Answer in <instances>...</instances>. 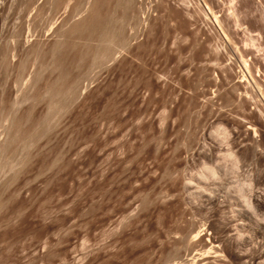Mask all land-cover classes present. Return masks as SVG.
<instances>
[{
    "label": "rangeland",
    "instance_id": "rangeland-1",
    "mask_svg": "<svg viewBox=\"0 0 264 264\" xmlns=\"http://www.w3.org/2000/svg\"><path fill=\"white\" fill-rule=\"evenodd\" d=\"M53 1L0 0V264H264V0Z\"/></svg>",
    "mask_w": 264,
    "mask_h": 264
},
{
    "label": "bare ground",
    "instance_id": "bare-ground-1",
    "mask_svg": "<svg viewBox=\"0 0 264 264\" xmlns=\"http://www.w3.org/2000/svg\"><path fill=\"white\" fill-rule=\"evenodd\" d=\"M55 1V0H54ZM53 1V2H54ZM120 1V0H119ZM128 1V0H127ZM56 2V1H55ZM58 2V1H57ZM92 2H94V4H95V0H92ZM100 2V1H99ZM98 2V3H99ZM122 3H123V1H122ZM55 4V3H54ZM93 3H91V6L89 5V3H88V13H86L85 14V16H83V17H81L80 19H78V20H72V22L68 25V27H66L65 29H61V28H59V27H57L56 29H57V31H55V32H58L57 34H58V36L60 37V38H58V39H56L54 42H53V45H52V47H50L51 48V51L54 53V51H56L57 50V48H59L60 46H61V48L60 49H62V45L65 43V41L66 40H68L69 38L71 39L72 38V36H77V37H79V35H80V37H81V34L82 35H84L86 38V41L85 42H83L84 44L82 45V47H83V49H82V47H81V50H80V52H79V54H80V56H82V57H80L81 59L82 58H84L83 56L84 55H86L87 53H90V54H87V55H90L91 56V62H92V64L93 63H96V62H98V61H100V60H102L103 58H105V57H107V56H109V54H110V52H111V49L113 48L112 46H114L113 44H115V43H120L121 44V42L123 43H125V36H123V27H122V25L124 26V24H123V20L120 18L119 20H117L116 18H114L113 16H112V12L111 13H106L105 15H102V16H100L101 14H99L98 13V11L96 10V8L94 7L95 5H92ZM123 4H125V2L123 3ZM131 4V3H130ZM127 5V4H126ZM127 7V6H126ZM205 7L206 8H208L206 5H205ZM82 8V7H81ZM124 8V7H123ZM84 10V9H83ZM126 10V9H125ZM207 10H209V9H207ZM84 12H86V11H84ZM210 12V11H209ZM124 13V12H123ZM99 14V15H98ZM111 14V15H110ZM212 15H213V13H211ZM124 15V14H123ZM122 15V16H123ZM100 16V17H99ZM123 17H125V16H123ZM122 17V18H123ZM214 17V18H213ZM212 18L214 19V21H217V18L215 17V14H214V16H212ZM121 20V21H120ZM217 24V23H216ZM218 25V24H217ZM64 28V27H63ZM219 28V27H218ZM55 29V30H56ZM93 34L96 36V38H95V36H94V38H93ZM221 34H223V32L221 31ZM94 39V40H96V42H95V45H94V47L93 46H91L90 44H89V41L90 40H92V38ZM84 39V38H83ZM93 40V41H94ZM69 41V40H68ZM71 41H73V40H71ZM70 42V41H69ZM74 42V41H73ZM66 44H68V43H66ZM66 44H65V46H66ZM73 44V43H72ZM72 44H71V42H70V45H71V47H72ZM77 44V43H76ZM119 45V44H118ZM68 46H69V44H68ZM67 46V47H68ZM81 46V45H80ZM71 47H69V48H71ZM91 47H93V50H91V52H90V48ZM92 49V48H91ZM59 50V49H58ZM89 50V51H88ZM52 52H50V53H52ZM58 52V51H57ZM56 52V53H57ZM64 52V51H63ZM77 52V51H76ZM55 53V54H56ZM60 53V52H59ZM53 55V54H52ZM61 55H62V57H63V54L61 53ZM61 57V56H60ZM78 57V58H79ZM57 58V57H56ZM79 58V59H80ZM60 59V58H59ZM55 60V59H54ZM242 61V60H241ZM61 70V69H60ZM60 70H58V71H60ZM65 70V69H64ZM63 70V72H65ZM62 71V70H61ZM61 73V72H60ZM60 73H58L59 75L58 76H60L61 74ZM68 73V72H67ZM67 73H65V76H66V74ZM63 75L64 74H62V77H63ZM78 75V74H77ZM57 77V76H56ZM57 79V78H56ZM55 79V80H56ZM59 79V78H58ZM55 80L53 81V84H54V82H55ZM57 81V80H56ZM75 81V80H74ZM57 83H58V81H57ZM63 83V82H62ZM62 83L60 84V85H62ZM77 83V82H76ZM64 85V84H63ZM59 86V84H58V89L57 88H55V89H57L56 90V92H58L57 93V95L56 96H58V95H61V94H68V96H69V94H72L73 93V90L74 89H76V87L78 86V84H75L74 82H70L69 83V85H66L65 87L64 86ZM76 86V87H75ZM63 89H62V88ZM53 89V86H52V84H51V87H49V91H50V89ZM60 89V90H59ZM54 90V89H53ZM52 90V91H53ZM51 91V93H53ZM55 91V90H54ZM72 91V92H71ZM61 92V93H60ZM71 92V93H70ZM56 93L54 92V94L51 96V97H53L54 95H55ZM63 94V95H64ZM51 95V94H50ZM73 95V94H72ZM56 96H54L53 98H55ZM72 97V96H71ZM69 98V97H68ZM4 129H6L7 130V127H5ZM205 169H207V170H209L208 172L210 173V174H215V167L213 166V165H209V166H206L205 167ZM199 174L202 176V177H206V176H208V175H205L203 172H199ZM192 234H191V236H192V238H195L197 235H199L198 233H199V230H195L194 232H191ZM190 241V240H189ZM179 263H181V264H188V263H184V262H179ZM191 264V263H190ZM194 264V263H193Z\"/></svg>",
    "mask_w": 264,
    "mask_h": 264
}]
</instances>
